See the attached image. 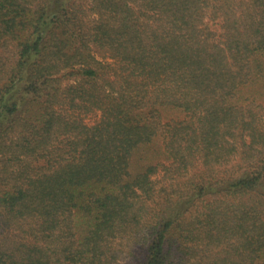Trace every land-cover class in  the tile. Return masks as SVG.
<instances>
[{"label": "trees", "instance_id": "obj_1", "mask_svg": "<svg viewBox=\"0 0 264 264\" xmlns=\"http://www.w3.org/2000/svg\"><path fill=\"white\" fill-rule=\"evenodd\" d=\"M0 264H264V0H0Z\"/></svg>", "mask_w": 264, "mask_h": 264}, {"label": "rangeland", "instance_id": "obj_2", "mask_svg": "<svg viewBox=\"0 0 264 264\" xmlns=\"http://www.w3.org/2000/svg\"><path fill=\"white\" fill-rule=\"evenodd\" d=\"M94 55H95V59H98V60H104V61H112L113 60L107 52H104L103 50H99L97 48H96V50H94ZM90 61L96 63L94 60H90ZM100 115H101L100 110L92 111L91 113H89L86 116L85 120L89 123H92L95 120H97L98 118H100ZM167 177H169V175H165V174L163 175V172L156 173L153 175V178L156 181H158V184H160V183L162 184V182L167 181L169 179Z\"/></svg>", "mask_w": 264, "mask_h": 264}]
</instances>
